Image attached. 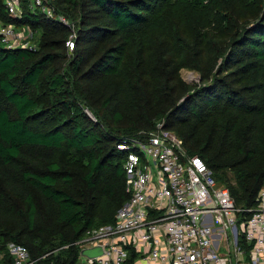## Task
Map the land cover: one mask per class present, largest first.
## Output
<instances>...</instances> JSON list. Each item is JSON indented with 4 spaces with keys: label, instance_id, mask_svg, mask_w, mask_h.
<instances>
[{
    "label": "trees",
    "instance_id": "obj_1",
    "mask_svg": "<svg viewBox=\"0 0 264 264\" xmlns=\"http://www.w3.org/2000/svg\"><path fill=\"white\" fill-rule=\"evenodd\" d=\"M21 1L13 18L0 0L2 25L36 35L35 50L0 43V264L8 241L33 264H76L75 242L128 197L117 141L158 122L248 216L264 185V0H54L74 24L68 57L69 29Z\"/></svg>",
    "mask_w": 264,
    "mask_h": 264
},
{
    "label": "built area",
    "instance_id": "obj_2",
    "mask_svg": "<svg viewBox=\"0 0 264 264\" xmlns=\"http://www.w3.org/2000/svg\"><path fill=\"white\" fill-rule=\"evenodd\" d=\"M53 1L27 0V5L69 29L64 46L70 51L74 32ZM3 4L11 17L21 16V0ZM33 36L27 26L0 23V43L8 49L35 50ZM116 148L124 151L128 197L112 223L87 230L75 242L79 249L100 248L95 257L78 253L77 264L81 258L85 264H124L137 246L150 264H264V185L246 209L248 216L239 218L228 190L217 185L198 156L184 152L161 122L142 137L122 136ZM5 249L12 264H33L23 245L8 241Z\"/></svg>",
    "mask_w": 264,
    "mask_h": 264
},
{
    "label": "rangeland",
    "instance_id": "obj_3",
    "mask_svg": "<svg viewBox=\"0 0 264 264\" xmlns=\"http://www.w3.org/2000/svg\"><path fill=\"white\" fill-rule=\"evenodd\" d=\"M69 23V22H68ZM70 24V28L72 29V31L75 32L74 30V24L72 22L69 23ZM66 27V26H65ZM25 28V27H24ZM31 31V30H30ZM32 32V31H31ZM33 33V32H32ZM34 34V33H33ZM36 37V35H34ZM34 39V37H33ZM31 43V42H30ZM34 44L36 45V40H34ZM70 51L66 50V56H70ZM179 76L181 77V79L188 83V84H195L198 82V75L195 71L193 70H189V69H185V68H181L178 71ZM85 111V110H84ZM223 186V185H221ZM81 264H85L84 261Z\"/></svg>",
    "mask_w": 264,
    "mask_h": 264
},
{
    "label": "water",
    "instance_id": "obj_4",
    "mask_svg": "<svg viewBox=\"0 0 264 264\" xmlns=\"http://www.w3.org/2000/svg\"><path fill=\"white\" fill-rule=\"evenodd\" d=\"M79 254L85 255L86 257H95L100 254V248L97 246L81 248Z\"/></svg>",
    "mask_w": 264,
    "mask_h": 264
},
{
    "label": "crops",
    "instance_id": "obj_5",
    "mask_svg": "<svg viewBox=\"0 0 264 264\" xmlns=\"http://www.w3.org/2000/svg\"><path fill=\"white\" fill-rule=\"evenodd\" d=\"M134 253H135V259H134V261H133V264H150V263H145L142 259H141V257H142V253H141V251H140V248H139V246H137L136 248H135V251H134ZM83 262V259L81 258L80 259V263H82ZM77 264V263H76Z\"/></svg>",
    "mask_w": 264,
    "mask_h": 264
}]
</instances>
